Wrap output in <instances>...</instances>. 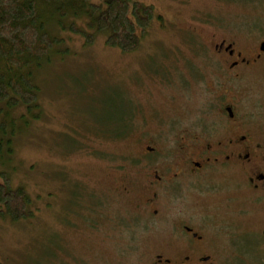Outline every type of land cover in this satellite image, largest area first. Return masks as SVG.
<instances>
[{
	"label": "rangeland",
	"instance_id": "374dc122",
	"mask_svg": "<svg viewBox=\"0 0 264 264\" xmlns=\"http://www.w3.org/2000/svg\"><path fill=\"white\" fill-rule=\"evenodd\" d=\"M138 1L156 16L139 48L124 53L92 29L87 13L75 14L79 0H63L66 29L50 20L58 18L53 12L46 20L64 42L36 73L39 106L29 112L0 103V121L15 120L0 133V179L7 173L23 186L32 210L17 221L0 217V264H133L123 221L136 217L139 227L150 217L125 188L145 178L153 157L176 149L179 136L205 118L220 121L218 96L230 88L214 45L224 38L254 44L264 0ZM72 24L95 40L87 43ZM252 72L236 84L240 95L264 84V70ZM115 126L124 134L115 136ZM152 134L155 155L147 150Z\"/></svg>",
	"mask_w": 264,
	"mask_h": 264
},
{
	"label": "flooded vegetation",
	"instance_id": "af4514ba",
	"mask_svg": "<svg viewBox=\"0 0 264 264\" xmlns=\"http://www.w3.org/2000/svg\"><path fill=\"white\" fill-rule=\"evenodd\" d=\"M258 34L252 45H214L230 88L218 96L220 121L205 118L179 136L176 149L153 157L145 178L125 188L150 217L139 227L136 217L123 221L133 264H264V84L254 95L236 88L264 70V21ZM148 142L149 154L160 152L153 134Z\"/></svg>",
	"mask_w": 264,
	"mask_h": 264
},
{
	"label": "trees",
	"instance_id": "16d2710c",
	"mask_svg": "<svg viewBox=\"0 0 264 264\" xmlns=\"http://www.w3.org/2000/svg\"><path fill=\"white\" fill-rule=\"evenodd\" d=\"M101 2L79 0L75 12L78 9L84 11L85 5L88 9L75 14L87 13L91 19L89 25L97 33L106 35L107 45L118 47L124 53L136 51L155 19L154 6L138 0H107L106 5L103 0ZM67 10L63 0H0V103L11 107L23 105L29 112L39 106L36 73L42 66V60L64 42L62 37L50 32L46 20L53 12L58 18L51 17L53 20H50L65 30L66 25L60 17L66 16ZM70 30L83 34L87 43L95 40L94 33L75 24L70 26ZM112 122L117 126V120ZM13 123L15 120L8 116L0 121V133L7 134ZM116 126L114 135L124 134ZM7 141L10 145L11 137ZM4 142L0 138L1 150ZM30 205L26 189L14 187L8 174L3 173L0 179V217L14 221L27 218L32 214Z\"/></svg>",
	"mask_w": 264,
	"mask_h": 264
}]
</instances>
